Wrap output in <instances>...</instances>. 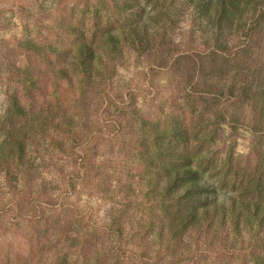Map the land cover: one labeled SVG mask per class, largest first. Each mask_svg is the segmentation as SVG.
<instances>
[{
  "label": "rangeland",
  "instance_id": "obj_1",
  "mask_svg": "<svg viewBox=\"0 0 264 264\" xmlns=\"http://www.w3.org/2000/svg\"><path fill=\"white\" fill-rule=\"evenodd\" d=\"M54 1L61 0H0V144L2 128L10 124L6 114L11 95L18 94L27 111L25 119L16 120L17 126L34 125L37 113L52 121L29 148L27 160L33 167L28 181L25 168L13 162L10 172L0 167V264H20L16 259L57 264L61 258L91 257L105 239L96 229L108 225L115 212L126 211L134 220L145 217L136 194L142 172L134 159L144 134L141 120L163 127L178 122L191 126L197 135L193 149L220 190L240 194L251 187L262 172L264 120L239 89L264 77V32L244 72L237 69V62L213 63L207 58L201 70L183 60L164 69L157 56L127 48L122 58L105 59L111 69L105 80L83 84L73 71L72 57L46 58L24 49L27 42L55 46L81 42L59 32L65 20L88 38L91 19L86 7L90 3L91 10L97 0H62L58 13L50 10ZM159 1L179 6L186 0ZM149 5L150 11L151 1ZM196 19L188 7L177 15L169 35L182 51L207 48L209 35ZM27 66L37 67L35 76L42 78L41 90L32 94L18 85ZM63 67L69 79L59 74ZM229 90L236 93L232 103L216 98ZM214 102L217 106H212ZM218 105L227 110L226 119L216 117ZM72 134L89 139L85 162L75 159ZM64 233L76 238L90 235L92 242L82 248ZM208 251V263L219 264L217 248Z\"/></svg>",
  "mask_w": 264,
  "mask_h": 264
},
{
  "label": "trees",
  "instance_id": "obj_2",
  "mask_svg": "<svg viewBox=\"0 0 264 264\" xmlns=\"http://www.w3.org/2000/svg\"><path fill=\"white\" fill-rule=\"evenodd\" d=\"M61 1H54L50 10L58 13ZM147 1L143 5L141 0H97L91 10L87 3L91 19L88 38L84 31L65 20L59 25V32L81 42H63L62 46L27 42L24 49L46 58L72 57L73 71L82 77L83 84H93L94 78L105 80L111 71L105 59H120L127 48L144 56H157V64L164 69L178 66L183 60L201 70L207 58L213 63L218 59L237 62V69L244 72L256 53L253 48L260 46L264 0H186L179 6ZM150 1L153 5L149 11ZM184 7L194 10L202 32L209 35L204 42L206 49L182 51L170 39L177 15ZM22 72L25 77L18 85L29 94L40 91L42 78L35 76L39 69L27 66ZM59 74L70 78L64 67ZM239 94L254 104L264 120V77L244 84ZM105 96L111 98L110 94ZM218 97H225L230 104L236 93L219 92ZM10 99L6 114L10 124L1 132L0 167L10 172L13 162L25 168L24 179L28 181L33 167L27 160L29 148L40 132L44 134L52 127V121L37 113L32 120L34 125L17 126L16 120L27 117L26 107L18 94ZM215 102L212 106H217ZM215 112L217 118L226 119V109L218 105ZM140 125L144 134L134 159L142 174L135 190L143 201L145 217L134 220L126 211L115 212L108 225L96 229L105 238L96 254L75 260L61 258L57 264H209L211 248H217L219 264H264V157L262 172L251 187L240 194L223 193L207 176L202 159L193 149L196 134L191 126L178 122L163 127L146 120H141ZM72 141L76 161L85 162L89 139L74 135ZM62 236L77 241L82 248L92 242L90 235ZM15 263L43 264L28 259H16Z\"/></svg>",
  "mask_w": 264,
  "mask_h": 264
}]
</instances>
